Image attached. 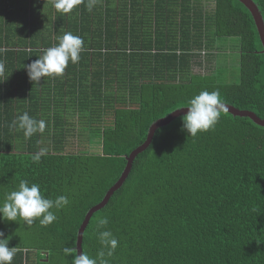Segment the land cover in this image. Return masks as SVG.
<instances>
[{
    "label": "trees",
    "instance_id": "1",
    "mask_svg": "<svg viewBox=\"0 0 264 264\" xmlns=\"http://www.w3.org/2000/svg\"><path fill=\"white\" fill-rule=\"evenodd\" d=\"M252 1L264 21V0ZM65 31L84 40L79 63L33 84L24 65ZM228 38L239 43L234 82L210 53ZM263 49L238 0H99L91 12L82 3L66 15L51 0H0V203L22 179L69 201L47 227L0 222L9 248L19 249L12 264H70L63 247L78 250L87 214L131 153L201 90H219L226 105L264 120ZM25 111L47 122L43 134L26 140L9 129ZM180 118L134 159L85 228L82 250L100 251L96 221L107 216L119 241L108 264H264V127L225 112L193 138ZM42 148L47 154L33 163Z\"/></svg>",
    "mask_w": 264,
    "mask_h": 264
},
{
    "label": "clouds",
    "instance_id": "2",
    "mask_svg": "<svg viewBox=\"0 0 264 264\" xmlns=\"http://www.w3.org/2000/svg\"><path fill=\"white\" fill-rule=\"evenodd\" d=\"M99 0H51L52 8L61 15L69 14L82 3L87 11L91 12ZM58 43L52 47L43 49L31 64L24 65L29 80L36 85L43 78H58L63 76L71 62L73 65L80 61V54L84 49V40L71 31H65L56 37ZM4 72V64L0 62V73ZM187 111L180 118L182 133L188 137H197L198 134L206 133L216 126L222 113L228 111L226 103L222 100L219 90H201L187 101ZM47 122L44 119H36L27 111L17 115L9 124L10 130L22 132L23 137L31 139L36 134H43ZM162 129H157V134ZM47 154V149H40L32 155L33 163H39L41 157ZM68 198L59 195L55 198L45 196L41 191V185L31 183L28 180H20L18 188L6 194L0 203V222H17L22 220L27 227H31L38 221L39 226L47 227L56 219L53 209H62L68 204ZM109 217L103 216L96 221V240L100 244V251L96 256L80 251L75 246H64L63 255L70 259V264H108L109 257L114 255L119 245L112 231L108 230ZM11 236L5 238L4 232L0 231V264H12L19 251L18 247L9 248ZM44 255V253H42Z\"/></svg>",
    "mask_w": 264,
    "mask_h": 264
},
{
    "label": "water",
    "instance_id": "3",
    "mask_svg": "<svg viewBox=\"0 0 264 264\" xmlns=\"http://www.w3.org/2000/svg\"><path fill=\"white\" fill-rule=\"evenodd\" d=\"M240 1L253 15L258 32H259V36L261 39V42L263 44V48H264V21L262 19L261 13L258 10V7L256 6V4L252 1V0H238ZM263 53H264V49H263ZM228 113L234 115V116H239V117H249L251 118L256 124L263 126L264 127V120H261L260 118H258L254 113L252 112H248V111H239L238 109L232 107V106H228ZM187 109L183 108L180 110L175 111L174 113H172L171 115H169L168 117L161 119L159 121H157L151 128L148 134V138L146 140V142L138 147L134 152L131 153L130 157H128V165L127 168L125 170V172L123 173L121 179L119 180V182L114 185L110 191L107 193L105 199L103 200V202L97 206H95L94 208H92L90 210V212L87 214L85 221L79 231V236H78V254L80 251H82V242H83V234L85 231V228L88 226L92 216L98 212L100 209H102L110 200V198L112 197V195L114 194V192H116L117 190H119L122 185L124 184V182L126 181L131 168H132V162L134 161V159L141 153H143L145 150L148 149V147L151 145L153 137L155 132L157 131V129L165 127L169 124H171L173 121H175L176 119L182 117L185 113H186Z\"/></svg>",
    "mask_w": 264,
    "mask_h": 264
},
{
    "label": "rangeland",
    "instance_id": "4",
    "mask_svg": "<svg viewBox=\"0 0 264 264\" xmlns=\"http://www.w3.org/2000/svg\"><path fill=\"white\" fill-rule=\"evenodd\" d=\"M212 8L210 7V10ZM220 44V43H218ZM227 47L225 50L220 51L215 49L213 52H210L214 55V58L219 60L221 66V70H225L224 76L230 81L234 82L238 80V61H239V49H238V40L236 38H228L224 40V43H222ZM215 67V63L212 62V67ZM194 71L197 73H206L204 71L203 67L201 69L194 68Z\"/></svg>",
    "mask_w": 264,
    "mask_h": 264
}]
</instances>
